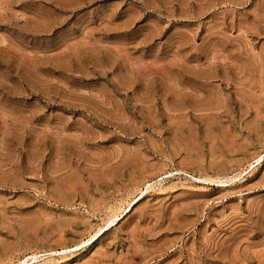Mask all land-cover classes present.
Listing matches in <instances>:
<instances>
[{
    "label": "rangeland",
    "instance_id": "rangeland-1",
    "mask_svg": "<svg viewBox=\"0 0 264 264\" xmlns=\"http://www.w3.org/2000/svg\"><path fill=\"white\" fill-rule=\"evenodd\" d=\"M0 264H264V0H0Z\"/></svg>",
    "mask_w": 264,
    "mask_h": 264
},
{
    "label": "bare ground",
    "instance_id": "bare-ground-1",
    "mask_svg": "<svg viewBox=\"0 0 264 264\" xmlns=\"http://www.w3.org/2000/svg\"><path fill=\"white\" fill-rule=\"evenodd\" d=\"M258 160H259V159H258ZM128 210H129V209H128ZM116 216H117V215H114V219H113L112 217H111V219L108 218L109 221H108V225H107V227L110 226V225H112V224L114 223V221H115V219H116ZM105 225H106V224H105Z\"/></svg>",
    "mask_w": 264,
    "mask_h": 264
}]
</instances>
